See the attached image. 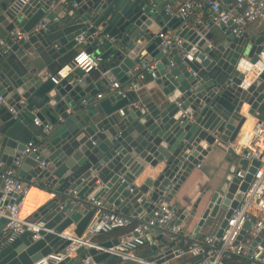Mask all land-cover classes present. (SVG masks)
<instances>
[{
    "label": "water",
    "instance_id": "1",
    "mask_svg": "<svg viewBox=\"0 0 264 264\" xmlns=\"http://www.w3.org/2000/svg\"><path fill=\"white\" fill-rule=\"evenodd\" d=\"M14 1L0 0V39L7 40V52L0 55V166H11L20 157L18 177L28 187L38 186L33 180L43 178L59 184L67 181L68 187L64 192L46 189L56 196L34 214L46 221L36 241L26 230L7 242L8 219H0V264H33L63 249L70 243L63 236L70 225L75 224L73 234L80 237L96 220L97 211L111 210L110 206L137 221L142 213L149 220L161 205L177 211L180 204L171 205V199L212 145L234 140L249 117L259 118L264 111V72L245 89L241 86L244 74L238 69L241 58L257 60L263 34L247 29L237 36L230 25L223 27L222 36L212 31L203 34L169 16L164 8L167 0H67L73 5L57 22L52 0H30L20 7ZM44 18L52 21L46 29ZM154 23L160 32L173 27L183 39L181 46L164 48L160 32L150 28ZM13 31L22 37L12 41ZM82 33L88 35L86 51L101 56V71H110L124 86L127 72L137 63L131 51L156 58L151 95H140V89L126 95L115 90L95 99L101 83L97 87L92 83L95 71L79 81L81 69L54 83L51 75L73 60ZM106 35L114 36L119 47L107 48ZM180 50L193 60L182 58ZM244 103L249 105L246 110H242ZM46 124L51 127L46 129ZM30 141L39 149L22 155ZM258 166L256 160L251 164L241 160L245 177L235 175L216 189L211 185L201 188L196 180L199 196L177 223L195 216L203 206L197 233L209 219L224 212L216 233L220 238ZM142 173L147 175L138 184ZM103 198L106 202L97 205ZM251 229L252 222L247 220L238 241ZM133 235L129 232L99 245L117 246ZM252 235L250 248L264 247V232ZM147 238L156 251L150 261L163 263L178 254L175 242L162 232ZM84 251L81 247L77 254ZM88 253L101 263L119 261L104 249L90 248ZM71 261L66 257L60 264ZM255 264L264 263L258 260Z\"/></svg>",
    "mask_w": 264,
    "mask_h": 264
},
{
    "label": "built area",
    "instance_id": "2",
    "mask_svg": "<svg viewBox=\"0 0 264 264\" xmlns=\"http://www.w3.org/2000/svg\"><path fill=\"white\" fill-rule=\"evenodd\" d=\"M30 2V0H15V7H20ZM51 8L56 7V3H52ZM166 13L180 20L191 28L198 29L203 34L212 31L214 27H224L230 25V29L237 36L246 33L248 26L254 24L258 20L263 25L264 30V0H232L228 3L225 0H167L164 6ZM206 8L209 14H206ZM50 22H44L43 28H48ZM162 38V46L164 48H174L181 46L183 39L174 31L160 32ZM264 36V32H263ZM22 37L19 31H13L10 34L12 41ZM87 33H82L78 37L79 51L74 56L73 60L51 75V80L59 84L68 74L75 72L76 69H81L83 79L92 71H100L102 67V58L100 55H94L86 51L88 45ZM105 39L108 43L116 45V38L111 35H106ZM104 39L101 40V43ZM7 45L6 39H0V55L7 52L4 46ZM183 51V50H182ZM130 56L137 60L136 65L127 72L128 79L124 86L110 71L104 73L108 77V91L113 92L118 90L126 95L129 90L141 89L143 83L156 78L155 68L157 59L144 55L138 51H131ZM182 58L193 60L191 54L182 52ZM171 66L174 63L171 62ZM238 69L244 74L241 86L247 89L252 82L264 72V39L261 43V51L257 55V60L253 62L248 58H241L238 63ZM127 88V90H125ZM107 93H100L97 99L104 98ZM0 102H3L0 97ZM37 125L41 124L38 118H35ZM51 124H46L48 129ZM227 146L241 159L247 160L249 164L253 161H258L259 166L256 167V172L253 174V179L249 183L245 191L244 198L238 209L234 211L228 219V223L223 230L222 236L217 238L216 234H209L202 238V241L184 242L177 248L176 256H191V261L181 264H225V261L233 256L245 257L249 256L255 261L264 263V247L260 244L255 249L250 248L251 241L248 243L243 240L238 241L241 230L247 220L252 222V232L254 235L264 232V121L256 120L249 127H242L240 133L234 140L226 141ZM39 149V146L30 141L22 155H27ZM21 164L20 157L13 162L11 166L0 169V219L7 218L8 223L5 229L8 231L7 242H11L26 230L32 232L34 241L41 238L40 231L45 228L46 221L43 218L33 219V214L26 207V195L28 186L18 177V168ZM46 166L45 162H42ZM201 166V163L198 164ZM247 170L239 169L235 175L244 178ZM53 197L54 192H50ZM97 205H103L102 201H98ZM252 207H255L260 214L255 216L250 213ZM140 221L133 217L124 215L117 208L111 210H98L96 220L91 223L85 233L78 237L74 234H64L63 236L70 240V243L63 249L55 250L33 264H60L66 257L75 259L79 248L84 247L85 251L90 248L104 249L113 255H117L123 260H130L136 264H170L169 261L157 263L150 261L148 258H143L133 253L147 243V236L154 231L160 229L167 238H172L174 241L179 239V234L183 233L184 229L181 224L177 223L176 211L161 205L160 210L155 216L149 220L144 219V215L137 217ZM130 227L131 233H136L132 238L127 239L123 243L110 248H104L95 242L93 239L99 234L109 233L116 229ZM173 233V234H171ZM218 240V243H216ZM203 257L199 263L194 260L198 257ZM83 264H103L95 260L94 256L86 253L82 260Z\"/></svg>",
    "mask_w": 264,
    "mask_h": 264
},
{
    "label": "crops",
    "instance_id": "3",
    "mask_svg": "<svg viewBox=\"0 0 264 264\" xmlns=\"http://www.w3.org/2000/svg\"><path fill=\"white\" fill-rule=\"evenodd\" d=\"M54 3H56V7L54 8L55 11V21L57 22L59 19H61L65 13L68 11L69 7L73 5L71 1L67 0H52ZM228 3H230L232 0H225ZM206 14H209V10L206 8ZM45 22H50L47 18H44ZM168 23L165 22V25ZM151 30L154 32H160L162 29L161 27L154 23L152 27H150ZM248 29L250 32H256L257 35H262L264 30H263V25L262 24H253L248 26ZM168 31H174L176 32L173 27L169 26ZM212 32L216 36H222L223 35V27H214ZM137 44H140V41L137 42ZM109 46H112V44L108 43L106 44V47L109 48ZM122 48V47H121ZM145 52L144 50H142ZM184 52L182 50L179 51V55ZM146 53V52H145ZM148 56V54H147ZM56 70V66L52 68V71ZM105 75L104 73L100 71H95V74L93 76L92 83L97 87L98 83H101L98 94L100 93H109L108 87H109V81L108 79L104 78ZM154 85V80H149L145 83H143L141 89L139 90L140 95H151V90L150 87ZM127 90V88L125 89ZM97 99V95L94 97ZM249 107L247 103H244L242 106V110H246ZM253 117V118H252ZM256 120H262L264 121V111L260 115L259 118L255 116L249 117V120L245 123L246 124L249 122L250 125L253 124ZM253 122V123H252ZM243 126V127H244ZM33 136L36 135V133H32ZM201 166H196L189 174L187 178V182L179 189V191L173 196L171 199L170 204L172 205L174 202H179V207L176 211L177 213V218L176 221L180 218V215L183 213V211L187 208V206L191 207L192 204L195 202L196 198L199 196L200 193V187L198 185H195L196 180L200 181V184L203 186L211 185L214 189L218 187L220 183H225L227 180H230L233 176H235L236 171L241 168V159L227 146L226 141H217L216 144L212 145V148L208 151V153L203 157V159L200 161ZM5 167H8V165H5ZM4 167L0 166V169ZM147 173H142V175L137 179V183L140 184L143 179L146 177ZM36 184H45V185H51L54 184V186H58L59 183H49L47 182L46 178L43 179H34L33 180ZM192 188V189H191ZM30 194V196H29ZM29 196V197H28ZM28 197V202H27V208L31 212H36L41 206L46 204L51 198H53V195L50 193V191L40 188L39 186H30L28 188V192L26 195V198ZM62 199V198H61ZM103 204L106 202V200L103 198L101 200ZM110 208L114 209L116 207L110 206ZM203 211V206L200 207L198 212L196 213L195 216H190L188 220H183L181 225L184 229L183 233L179 234V240L174 241L172 238H168L169 241L175 242L174 250L176 251L179 246L180 240L183 239L184 242L188 241H193V240H200L202 241V238H204L206 235L209 234H216L220 225V222L224 218V212L221 213V215L216 218V219H209L208 222L201 227L199 232H195L196 226L198 221L201 218V214ZM251 214L255 216H258L260 212L255 208L252 207L250 210ZM140 214L138 217L142 216ZM146 215V214H145ZM144 215V216H145ZM33 219H36L34 214H33ZM75 228V224L70 225L63 234H73V230ZM131 230L130 227L126 228H121V229H116L112 232L105 233L100 236H96L93 240L97 243L103 242L108 239H113V238H119L127 233H129ZM160 232L158 230L154 231L151 233L152 236H158ZM252 232H249L248 235L244 238V242L248 243L249 241L252 240L251 237H253ZM160 241L156 240V244H159ZM88 253V251L82 252V254L78 255L75 259H72L70 264H83L82 260L84 255ZM133 253L137 254L140 257L143 258H150L156 254V251L153 250L152 244L150 241H147L146 244L141 246L140 248L133 250ZM246 258L249 256H245ZM244 257V258H245ZM192 259L191 256H182L178 257L175 256L174 258L170 259L169 262L170 264H181V263H186L188 260ZM113 263L115 264H136L133 261L130 260H123L119 258V261H115L114 259L112 260ZM241 262V259H237L234 262H231V264H239ZM251 261H248V264H251ZM107 264V263H103Z\"/></svg>",
    "mask_w": 264,
    "mask_h": 264
},
{
    "label": "trees",
    "instance_id": "4",
    "mask_svg": "<svg viewBox=\"0 0 264 264\" xmlns=\"http://www.w3.org/2000/svg\"><path fill=\"white\" fill-rule=\"evenodd\" d=\"M49 183H53V182H49ZM53 186H51V185H45V184H41V185H38L40 188H43V189H48V190H55V191H61V192H64L66 189H67V187H68V182L66 181V182H64V183H61V184H59L58 186H54V184H52ZM251 213V212H250ZM103 234H105V233H103ZM103 234H99L98 236H100V235H103ZM180 239V238H179ZM178 239V240H179ZM183 239H181L180 240V242H179V244L180 245H182L183 244ZM198 241H200V240H198ZM176 244H178L177 243V241H176ZM237 259H241V262L239 263V264H248V260L246 259V258H244V257H239V256H233L232 258H230V259H228V260H226L225 261V264H231V262H234L235 260H237ZM189 261V260H188ZM190 261H191V259H190Z\"/></svg>",
    "mask_w": 264,
    "mask_h": 264
},
{
    "label": "bare ground",
    "instance_id": "5",
    "mask_svg": "<svg viewBox=\"0 0 264 264\" xmlns=\"http://www.w3.org/2000/svg\"><path fill=\"white\" fill-rule=\"evenodd\" d=\"M252 118H253V117H252ZM248 120H249V119H248ZM252 123H253V122H252ZM249 126H251V125H250V123L248 122V123L246 124V127H249ZM29 196H30V194H29ZM29 196H28V197H29ZM28 197L26 198V206H27V202H28Z\"/></svg>",
    "mask_w": 264,
    "mask_h": 264
}]
</instances>
